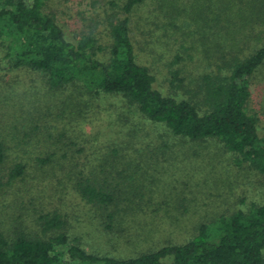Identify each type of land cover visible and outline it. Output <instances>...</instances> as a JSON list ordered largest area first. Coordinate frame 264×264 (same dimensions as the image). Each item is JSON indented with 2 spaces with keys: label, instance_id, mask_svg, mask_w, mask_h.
<instances>
[{
  "label": "trees",
  "instance_id": "16d2710c",
  "mask_svg": "<svg viewBox=\"0 0 264 264\" xmlns=\"http://www.w3.org/2000/svg\"><path fill=\"white\" fill-rule=\"evenodd\" d=\"M86 1L89 25L80 15L74 35L54 0H0V220L12 222H1L0 264H264V0ZM255 82L259 112L249 108ZM100 117L104 132L93 126ZM186 150L190 159H178ZM203 153L217 168L228 161L217 172L227 180L211 185ZM142 157L190 164L202 175L187 182L195 199L248 170L262 201L188 219L198 205L178 190L176 202L135 185L148 174ZM44 197L34 235L12 208ZM71 197L86 227L111 248L122 242V254L88 249ZM186 220L191 236L139 245L144 232L166 222L183 231Z\"/></svg>",
  "mask_w": 264,
  "mask_h": 264
},
{
  "label": "rangeland",
  "instance_id": "374dc122",
  "mask_svg": "<svg viewBox=\"0 0 264 264\" xmlns=\"http://www.w3.org/2000/svg\"><path fill=\"white\" fill-rule=\"evenodd\" d=\"M54 1L58 3V7L57 6L54 7V12L57 14L58 19L65 21L67 24V28L74 35H79V33L81 34L84 31L83 27L85 26H84V22L80 20V15L86 18V20L88 21V25L90 22L89 21L90 16L88 15L91 13H86L87 15H82L84 14L85 10L87 12H91L89 4H88L89 1H86V0H54ZM101 6H99L98 4V7L96 9L101 8ZM87 7L89 9H87ZM93 11L95 14L96 11L95 10ZM164 75L165 74L163 73V68H162V73L158 75L159 87L161 88L163 92H167L168 91L167 87L169 86V84L164 79ZM262 86L263 85L258 82L253 83V86H252L253 98L249 106L250 110L252 111L255 110L259 112V110L261 109L260 104H261V100L263 97V87ZM94 120H95V123L93 126H96V130L101 131V132L106 131V129L108 130V128L105 127L107 124V119L100 117L99 119L97 120L94 119ZM260 125H261V129L264 130V117L263 116L261 117ZM90 128H91L90 126L87 127V130H90ZM185 152L186 153L179 154L177 158L182 161L190 159L191 157L190 151L186 150ZM135 160L136 159H134L133 161ZM138 160L142 161L144 165L147 167L148 171L146 170V172L148 174L140 175V177L137 178V182H135V185L141 188H151L153 193L156 192L157 194L168 197L169 200L171 201L176 200V202L179 201L178 198L176 196L171 197V195H173V190H178L181 193V196L185 197L186 201L188 200L189 204L191 202V205L193 206V208H195V206L198 205V207H196L197 211H196L195 217H190L188 219L194 220L201 216H202L201 218H204L205 215H207V213L211 215L214 212L215 213L224 212L223 207H225L226 203H227V206L225 208V212H226V209H231L230 211L237 210L239 208L244 209L247 206H249L251 203H260L263 198L262 188H261V185L259 184V179L255 175V173L250 172L248 170L237 171L236 174L238 176H233L232 178L229 177L230 179L227 182L225 181L227 184H224L221 182L222 184L220 187H218V189L215 188L214 186H211L209 187V189L205 188L200 193H194V195L197 196V199H195V197L191 195L190 182L189 183L187 182L191 176V178H193L192 180H194L196 183L202 175L199 173H194V171L190 172L189 170L190 164L178 163V165L175 168L171 169L170 167H168L165 169V168H162V166H156V165L152 167L147 166L148 162L150 163L153 162V160L148 159V157H142V158H139ZM197 162L202 168H205L207 170L208 174L216 172V173H213V175H210V177L208 176V178L210 179L211 185H212V182L216 185L218 184L214 182L215 178L216 180L220 179V181L227 180V178H223L226 176L220 177V175H217L218 170H221V169L224 170V169L230 168V165L227 160L226 161L224 160L220 164L218 163L219 165L217 168L216 166L217 163L214 157L210 156L209 154L203 153ZM146 167H144V169H146ZM158 169L161 170L160 173L156 172ZM162 171H165V172H162ZM183 182H186L187 185L183 184ZM243 198L246 200V204L244 206L240 203V200ZM70 200L72 201L74 200L77 206L75 207L74 202H72V204L68 205L67 207L70 208V210L74 207L75 208L74 215L75 216L77 215L82 220L81 224H79V222L77 221H75L74 224L75 226L80 225L78 228H81V229L83 228L82 233L87 234L85 237V244L88 247V249L89 250L91 249L100 250L101 253H108L112 256H119L120 254H122L123 249H124V247L122 246V242L118 243L114 248L109 247V244L107 243V241L105 240L103 236H101L100 234H96V232H94L93 229L91 230L87 228L89 226V222L86 219L84 220V218H82V215H84L83 210L85 209V207L80 202V200H76L73 197H71ZM43 201L45 204L39 203V201H36L37 203L36 202L26 203V204H23L22 207L17 206V208L16 207L12 208V213H13L12 217L14 216V220L18 218L16 221L18 222L20 221L22 225H24L23 230H26L29 233L32 232L34 235L36 234L40 235L41 231H40V228L37 226L36 220L38 219L40 213L43 212V207L47 203L45 197ZM154 202H155V199L153 203ZM52 206L54 205L51 204V208ZM65 207H66V204H65ZM170 210L172 211L173 209L170 208ZM171 215H172V212L169 215L163 214V212H161L158 214V217L156 219H160L162 216L168 218V216H171ZM176 216H179V214H177ZM143 217L149 218L147 216H143ZM139 220L143 221V219L141 218H139ZM173 221H169V223ZM191 221L186 220L185 223L181 224L182 226H184L183 231L180 229L178 230L174 229L176 228L175 226L172 225L173 226L172 227L170 224H168V222H166L164 223V226H162L161 228L158 227V231L156 230V233H153L154 237L149 236L150 232H148V234L144 232L143 233L144 242L139 245L140 246L147 245L149 242L157 238L161 239V240H157V241H161L162 242L161 244H166L167 241L172 242L176 239L181 240L184 237L191 236L193 234V225ZM1 222L3 221L0 220V228L2 225ZM9 222L10 221H8L6 224L3 222V225L12 226V222L10 223ZM171 229H172L171 232L176 231V233L171 234V232L169 231ZM168 231L170 232L169 234H168ZM90 232H92L93 234L92 236H89ZM171 235L173 236L171 237Z\"/></svg>",
  "mask_w": 264,
  "mask_h": 264
}]
</instances>
